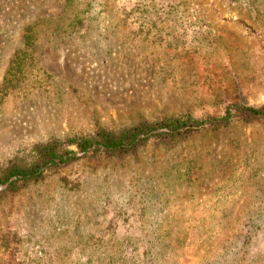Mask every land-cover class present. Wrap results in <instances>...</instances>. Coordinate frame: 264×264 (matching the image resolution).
I'll list each match as a JSON object with an SVG mask.
<instances>
[{
	"label": "rangeland",
	"instance_id": "1",
	"mask_svg": "<svg viewBox=\"0 0 264 264\" xmlns=\"http://www.w3.org/2000/svg\"><path fill=\"white\" fill-rule=\"evenodd\" d=\"M63 2H4L0 85L22 29L54 19ZM73 9L91 21L44 29L19 86L0 96V167L52 140L264 104V0H75ZM247 217L263 225L246 254ZM124 239L161 240L153 264H264V120L86 156L0 199V264H122L109 259Z\"/></svg>",
	"mask_w": 264,
	"mask_h": 264
},
{
	"label": "trees",
	"instance_id": "2",
	"mask_svg": "<svg viewBox=\"0 0 264 264\" xmlns=\"http://www.w3.org/2000/svg\"><path fill=\"white\" fill-rule=\"evenodd\" d=\"M6 1L0 0V12H5L8 9L6 5L9 3H4ZM74 2L75 0H64L62 10L54 19L41 18L22 29V49L15 50L10 56L0 85V96L6 95L19 86L25 65L30 58L29 51H33L37 47L38 36L44 29L56 30L60 27L64 28V26L74 28L82 26L85 20L91 21L88 16L84 19L78 17L77 13L73 14ZM1 3H4L5 6L2 7ZM13 3L11 2V5ZM10 9L14 10L13 7ZM86 12L85 10L78 13L85 14ZM260 120H264V104L252 106L235 102L229 105L220 116L204 115L195 118L183 114L162 117L152 121H140L118 131L99 129L90 136L70 138L66 141L52 140L37 144L30 148L26 156L17 157L0 167V199L7 195L16 194L28 185L37 183L43 178L46 171L67 166L86 156L122 157L134 155L149 143L169 145L189 139L193 135L205 133L208 130L228 127L235 122ZM262 225L263 222L260 224L258 221L257 224L251 217H247L246 223L241 227L240 236L243 237L242 245H246V254L253 236L260 231ZM160 242L159 239L148 240L144 244L137 245L132 239H124L121 242L119 254L110 257L109 261L122 264H127L125 262L128 264H153L158 260L155 251ZM126 250H130L129 256L124 253ZM242 257L243 252L240 253L239 260ZM213 262L211 260L202 261L205 264H213ZM246 264H253V261H246Z\"/></svg>",
	"mask_w": 264,
	"mask_h": 264
}]
</instances>
